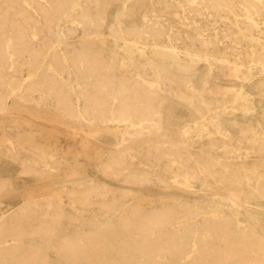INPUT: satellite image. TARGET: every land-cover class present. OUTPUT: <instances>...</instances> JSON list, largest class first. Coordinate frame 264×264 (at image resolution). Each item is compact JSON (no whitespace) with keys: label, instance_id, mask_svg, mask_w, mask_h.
I'll return each instance as SVG.
<instances>
[{"label":"bare ground","instance_id":"6f19581e","mask_svg":"<svg viewBox=\"0 0 264 264\" xmlns=\"http://www.w3.org/2000/svg\"><path fill=\"white\" fill-rule=\"evenodd\" d=\"M67 121L88 156L82 133L114 136L102 176L217 201L123 207L136 189L41 148L36 132L52 140ZM21 176L35 179L30 196L3 206ZM253 201L264 204V0H0V264H264Z\"/></svg>","mask_w":264,"mask_h":264},{"label":"rangeland","instance_id":"374dc122","mask_svg":"<svg viewBox=\"0 0 264 264\" xmlns=\"http://www.w3.org/2000/svg\"><path fill=\"white\" fill-rule=\"evenodd\" d=\"M171 19H175V16H170ZM197 19H199L197 17ZM202 21V20H201ZM204 21V19H203ZM178 26H181L180 24H178ZM184 28H187L186 26H181ZM240 51V50H238ZM235 57H233L234 59ZM235 88H240V84H241V80L235 81ZM13 104V103H11ZM13 106H16V103L13 104ZM30 107V108H29ZM31 107H33L31 104H27L24 107V109H32ZM182 109V108H180ZM184 109V108H183ZM182 109V110H183ZM26 110H14L15 114H12V116L18 117V121L20 122L21 126H24L26 128V126H28V122L30 121V125L33 126L36 131L41 132L42 128L41 125H45L44 119L39 118V120H36L33 116H31L30 114L27 113ZM41 112H38L37 114L41 117H49L52 113V110L49 107H42L39 109ZM184 111V110H183ZM35 113V112H33ZM23 120V121H22ZM25 120V122H24ZM36 120V121H35ZM176 120H174L173 122H176ZM32 123V124H31ZM38 123V125H36ZM41 123V124H40ZM48 123V122H47ZM11 124V123H10ZM35 124V125H33ZM50 124V123H48ZM51 125V124H50ZM52 126V125H51ZM13 127V126H12ZM8 131H17L14 130L12 128H6ZM78 130V132L80 131V126L77 125V123L74 122H68L67 121V128H64L63 126L61 128L58 129H54L53 130V138L52 140H46L45 138H41L39 134V132H36V140L40 143L41 148H44L46 151H49L51 148H57L59 151H63V150H70L73 151L76 155H73L72 157V162L74 164H77L79 166L78 169L84 173H86L87 175H89L90 179H94L99 183H107L109 186H113V187H120V188H125V189H136L135 193H134V197L133 199H129V200H125L123 201V207H127L132 203H135L137 201L140 200L141 197H145L144 202L145 205H151V204H155L157 202H164V201H168L171 200L173 198H177V197H184L185 199H193L196 197H203L204 201H217V199H215L213 196H211V194H197L194 195L192 193H188V192H183L180 191L176 188H163L161 185L159 184H148V183H143V184H125L123 182H118L116 180H112L109 178H106L104 176H102L98 171H97V165L99 163V161L101 160L102 157L105 156V154L108 153L109 151V147H111L110 144H112L113 140H114V136L110 133H108L107 135H100V136H96V134H94L93 132H89V133H82V135H85V139L88 140V145L90 146V148L92 150L90 156L86 155V153L84 152V149L82 148V146L80 145V136L76 137L75 139L73 138V130ZM87 129V128H85ZM49 130H52L51 128ZM56 130V131H55ZM65 130L69 131L67 134H65ZM55 131V132H54ZM60 131V132H58ZM62 132V133H61ZM81 132V131H80ZM55 133V135H54ZM57 138V139H56ZM97 138H100V140ZM110 141V142H109ZM22 155L28 158H33V156L27 152H22ZM66 171L65 166H62L59 168L58 173L60 174V176L62 177L64 175V172ZM43 178V177H42ZM19 181V185H18V189L17 191H13L11 193H8L7 195L10 197H5L3 199L4 204L3 206H7L9 203L10 205L15 204L16 202H21V200H24L22 198L28 197L30 196V186L32 185L33 182H35V179H33L32 177H28V176H21L20 178H18ZM41 185H46V182L41 183ZM35 193H40L37 190L34 191ZM32 192V193H34ZM209 198V199H207ZM262 203L258 202V201H253L252 203V209L253 211H260V212H264V204L262 205ZM121 207V208H123ZM91 213L93 212L92 210H90ZM89 211V212H90ZM95 212L93 214H96V217L98 216L100 219L104 220L106 218L107 214H103V213H96L97 210H94ZM261 216V215H260ZM260 228V227H259Z\"/></svg>","mask_w":264,"mask_h":264}]
</instances>
